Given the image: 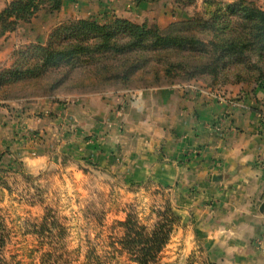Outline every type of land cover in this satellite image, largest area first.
I'll return each mask as SVG.
<instances>
[{
    "label": "crops",
    "instance_id": "crops-1",
    "mask_svg": "<svg viewBox=\"0 0 264 264\" xmlns=\"http://www.w3.org/2000/svg\"><path fill=\"white\" fill-rule=\"evenodd\" d=\"M11 1L0 0V11ZM160 4L66 0L61 12L41 11L32 23L43 13L51 28L68 18L135 22ZM31 24L0 41V61ZM242 87L193 81L2 101L0 167L23 161L39 172L70 160L117 174L126 186L165 189L181 218L167 246L178 249L180 264L192 255L207 264H264V107Z\"/></svg>",
    "mask_w": 264,
    "mask_h": 264
},
{
    "label": "trees",
    "instance_id": "trees-1",
    "mask_svg": "<svg viewBox=\"0 0 264 264\" xmlns=\"http://www.w3.org/2000/svg\"><path fill=\"white\" fill-rule=\"evenodd\" d=\"M199 1L173 0V5L188 13ZM65 2L12 0L0 11V41L21 23L31 24L41 11L61 12ZM193 16L166 27L123 18L106 23L65 19L52 28L45 44L20 43L10 64L0 67V103L203 81L210 88L249 86L262 96L264 107V7L250 0H203ZM116 224L119 231L91 244L82 264H161L181 218L167 200L151 225L132 210ZM26 227L40 246L39 264H72L69 228L52 209ZM8 244L0 209V264H15L7 256Z\"/></svg>",
    "mask_w": 264,
    "mask_h": 264
},
{
    "label": "rangeland",
    "instance_id": "rangeland-1",
    "mask_svg": "<svg viewBox=\"0 0 264 264\" xmlns=\"http://www.w3.org/2000/svg\"><path fill=\"white\" fill-rule=\"evenodd\" d=\"M170 1L173 2L165 0L153 10L149 9L152 13L149 10L140 12L141 19L134 21L140 24L158 22L161 27H166L180 17L193 18V14L199 13L203 5V0H200L197 7L186 13L177 7H169ZM250 1L264 7V0ZM44 14L31 25L23 27L19 36L15 37L20 41L18 45L39 43V38L42 40L49 36L52 28L60 23L54 22L55 26L52 28L47 22L43 24ZM116 18L120 17L115 16L107 22ZM18 45L14 49L13 42H10V48L14 51ZM13 52L9 58L0 61V67L10 64ZM199 82L207 86L203 81ZM242 88H246L247 92L251 91L249 86ZM95 168L70 160L50 165L39 172H29L23 161L12 166L1 165L0 209L9 230L7 256L13 257L15 264H39L40 246L26 224L41 221L49 209L69 228L67 244L69 251L73 253L70 257L72 264H82L91 244L101 242L106 236L119 231L116 223L124 221L131 210L146 225L157 220V211L164 209L170 198L168 191L150 184L129 185V182L126 186L117 174ZM180 261L178 249L171 251L167 248L162 255L161 264H180ZM183 264L207 263L197 255H192Z\"/></svg>",
    "mask_w": 264,
    "mask_h": 264
},
{
    "label": "built area",
    "instance_id": "built-area-1",
    "mask_svg": "<svg viewBox=\"0 0 264 264\" xmlns=\"http://www.w3.org/2000/svg\"><path fill=\"white\" fill-rule=\"evenodd\" d=\"M262 115H264V113Z\"/></svg>",
    "mask_w": 264,
    "mask_h": 264
}]
</instances>
